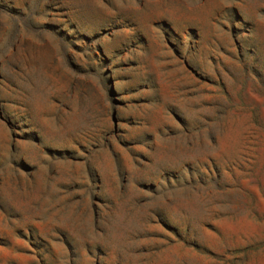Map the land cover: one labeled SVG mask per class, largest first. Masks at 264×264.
Here are the masks:
<instances>
[{"label": "rangeland", "instance_id": "1", "mask_svg": "<svg viewBox=\"0 0 264 264\" xmlns=\"http://www.w3.org/2000/svg\"><path fill=\"white\" fill-rule=\"evenodd\" d=\"M0 264H264V0H0Z\"/></svg>", "mask_w": 264, "mask_h": 264}]
</instances>
